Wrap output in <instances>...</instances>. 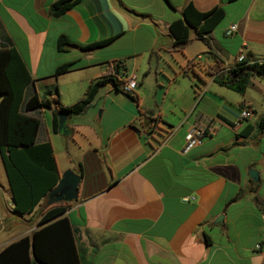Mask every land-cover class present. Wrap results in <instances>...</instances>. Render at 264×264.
<instances>
[{
    "label": "crops",
    "instance_id": "1",
    "mask_svg": "<svg viewBox=\"0 0 264 264\" xmlns=\"http://www.w3.org/2000/svg\"><path fill=\"white\" fill-rule=\"evenodd\" d=\"M54 1L0 0V46L17 50L33 80L23 98L50 90L70 105L114 61L136 82L134 100L111 82L98 86L87 107L66 115L65 132L52 131L50 109L28 112L39 119L36 142L50 143L48 129L83 139L69 167L81 170L76 199L64 211L82 264H264V131L243 133L264 114V79L240 94L210 72L240 52L264 60V0H78L52 17ZM188 1L199 12L220 6L223 17L204 39L189 29L176 45L168 25ZM59 35L75 46L57 51ZM67 62L74 66L54 76ZM244 106L251 117L233 128ZM195 128L203 135L186 147ZM10 199L0 158V210L14 216ZM3 215L0 248L36 227L22 229L25 215H15L7 229Z\"/></svg>",
    "mask_w": 264,
    "mask_h": 264
},
{
    "label": "trees",
    "instance_id": "2",
    "mask_svg": "<svg viewBox=\"0 0 264 264\" xmlns=\"http://www.w3.org/2000/svg\"><path fill=\"white\" fill-rule=\"evenodd\" d=\"M78 0H55L48 6V14L57 17L72 7ZM223 17L220 6L205 12L194 9L188 1L181 9V18L168 25L169 32L176 45L189 40V29L194 36L204 39ZM114 37L105 38L80 46L82 50H93L110 43ZM71 44L64 35L55 41L57 51H64ZM116 70H124L120 61ZM121 64V66L119 65ZM74 66L73 62L61 63L54 69V76L62 74ZM217 83L243 93L252 77L264 79V60L244 59L232 67L224 69L219 65L210 71ZM29 71L19 53L13 46H0V158L5 179L13 199L12 212L23 216L31 214L45 198L46 193L59 179L49 141L36 142L39 119L28 113L31 110L50 109L51 129L57 131V113L75 115L87 107L97 87L111 82L119 90V81L111 74H105L89 83L83 95L70 105H61L56 93L51 96L45 90L40 97L32 92L23 98V90L31 83ZM48 95V96H47ZM50 95V96H49ZM134 100V94H125ZM149 115L148 112H145ZM254 130L259 134L264 131V114L251 125H247L244 134ZM75 172V171H74ZM81 176L80 166L75 172ZM69 202H55L44 207L37 220L36 227L30 233L10 241L0 248V264H82L81 256L75 244V231L64 215Z\"/></svg>",
    "mask_w": 264,
    "mask_h": 264
},
{
    "label": "rangeland",
    "instance_id": "3",
    "mask_svg": "<svg viewBox=\"0 0 264 264\" xmlns=\"http://www.w3.org/2000/svg\"><path fill=\"white\" fill-rule=\"evenodd\" d=\"M69 100H64V101H60L59 102L61 104L67 103ZM76 101V100H75ZM74 103V102H73ZM72 104V103H71ZM66 105V104H65ZM92 112L94 111V109H91ZM99 108L96 109V113H98ZM43 118L46 120H48V115H47V111L44 110L43 111ZM73 118V117H72ZM79 121H81V117L78 118ZM48 135H49V139H50V145H51V150H52V154L54 157V161L57 167V170L59 172V174H61L64 170L69 169V167L72 165V163L74 162V159H77V154L80 152L77 148V144H80V141H83V139H79L78 136L76 135V138L74 141L77 142L74 143L73 140L69 139V137H66L63 134L57 133V134H53L49 129H48ZM46 207L45 206V198L42 199V201L35 207V210L31 213V214H27L25 215L23 218L20 219V222H24L21 223L22 229H25L26 227L32 225L34 226L36 224V220L41 212V210ZM3 209L1 208L0 210V215H3L4 212H2ZM8 215L10 216L8 218ZM4 219H2V221L4 222V225L9 223L8 225H6L7 229L9 226L17 227L16 224H11V222H15L16 221V217L15 215L12 216L9 213L4 214ZM9 228V230H11V228ZM17 230H14V233H16ZM13 233H11L10 236H12ZM15 235V234H14Z\"/></svg>",
    "mask_w": 264,
    "mask_h": 264
},
{
    "label": "built area",
    "instance_id": "4",
    "mask_svg": "<svg viewBox=\"0 0 264 264\" xmlns=\"http://www.w3.org/2000/svg\"><path fill=\"white\" fill-rule=\"evenodd\" d=\"M235 30H236V24L231 23L224 29L223 33L225 35H230ZM244 59L245 58H244L243 53L240 52L235 57L234 64L237 62L243 61ZM248 62H251V61L248 60ZM119 65L121 66V64H119ZM230 67H232V65L231 66L226 65V66H224V69H228ZM106 73L111 74V75L116 77V79L119 81V89L123 94H129V95L133 94L135 87H136V82H135V78H134L133 74L126 73L124 70L121 71L120 69L117 71L115 62L110 63L107 66ZM251 113H252V109L249 106H244V107L240 108L237 119L234 121L233 128L239 127V125L241 124V122L243 120L250 118ZM202 135H203V131L200 128H195V129L187 132L185 135L186 147H189V146L193 145L194 143L198 142L199 138ZM193 199H194L193 196L181 197V201H183V202L193 200ZM259 247H260L259 244H255V248H259Z\"/></svg>",
    "mask_w": 264,
    "mask_h": 264
},
{
    "label": "water",
    "instance_id": "5",
    "mask_svg": "<svg viewBox=\"0 0 264 264\" xmlns=\"http://www.w3.org/2000/svg\"><path fill=\"white\" fill-rule=\"evenodd\" d=\"M57 131L65 132L64 122L66 114L58 112L57 115ZM249 176L255 180L256 172L253 169L248 170ZM80 176L72 169L64 170L57 180L56 184L45 195V206H49L55 202H70L76 199L77 186ZM13 204V199L11 197Z\"/></svg>",
    "mask_w": 264,
    "mask_h": 264
}]
</instances>
